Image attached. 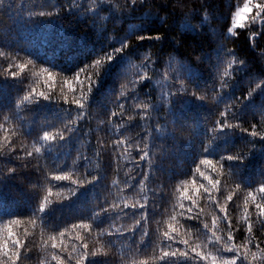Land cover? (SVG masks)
Listing matches in <instances>:
<instances>
[{
	"label": "trees",
	"instance_id": "16d2710c",
	"mask_svg": "<svg viewBox=\"0 0 264 264\" xmlns=\"http://www.w3.org/2000/svg\"><path fill=\"white\" fill-rule=\"evenodd\" d=\"M9 2L12 9L7 8ZM68 2L4 0V5L0 6V48L19 57L15 60L0 57V143L11 141L16 149L6 155V149L0 148V237L7 238V229L11 228L15 236L24 241L26 247L21 249L23 255L19 264H58L53 256L60 257L62 264H75L74 259H69V254L75 256L73 250L78 251L81 243H87L90 253L98 252L96 256L89 255L90 264H166L161 259V248L170 244L173 248L183 249L180 241L184 239H188L191 246L203 247L211 256L230 258L232 253L220 251L219 245L213 246L209 242L213 230L218 236L227 234V222L222 219L224 214L218 205L212 203L209 193L200 188L196 194L197 204L193 207L189 201L181 199V189H191L193 182L197 187H209L208 181L196 171L197 167L211 179L219 180V190L210 192L212 200L224 204L225 197L232 194L233 199L227 208L234 242L238 245L245 243L248 233L242 218L247 189H237L236 183L255 188L264 178V141L257 140L253 146L248 143L252 138L237 129L217 139L209 147L207 157L201 144L209 142L206 139L209 129L225 107L223 102H218L220 81L227 80L230 85L223 89L221 100L231 102L246 94L250 86L254 87L253 81L258 82L264 77V34L252 39L254 32L262 30L259 20L253 22L255 9L245 24L232 34H229L232 18L247 0H154L152 12L155 14L147 13L149 9L143 6L130 13H117L111 5L105 4L101 15L107 16V20L100 24L96 19L98 12L81 14L82 9L48 18H27L28 9L42 6L55 10ZM165 2L169 7L163 5ZM256 2L254 0L253 3ZM21 3L25 8L17 7ZM83 3L87 7L93 0H83ZM112 3L119 4L122 0H112ZM159 16H166L164 28L169 35L160 42L139 41L127 53L119 54L108 62L90 94L86 111L77 119V108L71 103L73 93L63 83V78L70 79L79 68L118 46L116 41L134 27L145 35L160 30ZM185 19L193 25L202 24L201 29L184 32L180 25ZM173 37L182 44L176 45ZM226 50H234L239 59L247 62L248 69L241 68L235 77L225 76L228 60L234 59L224 56ZM202 53L203 62L197 64L195 57ZM142 54L153 55L154 60L159 57L160 63L150 69L137 67L142 62ZM169 55L176 61L189 64V81L197 89L201 88L207 99L200 101L195 97L181 96L173 102L171 113L184 127H177L175 138H166L161 149L155 124L159 120L160 124L172 127L169 106L160 100L162 92L166 93L172 85L170 79H163L160 75L165 71ZM28 60L32 63L23 70L10 69L18 73L16 80L4 77L9 64ZM131 62L133 67L124 80ZM43 68L60 75L54 77L53 83L47 84L46 73L41 71ZM93 70L89 69V72ZM134 72H147L151 80L143 84L128 83L138 81L131 74ZM121 84H127L124 89L126 98L121 101L125 104L123 119L110 115V110L120 111L115 97L119 95ZM33 88L37 92L49 93L51 100L25 102L13 115L14 102ZM171 90L175 91V88ZM76 95L79 96V90ZM65 96L68 103L64 101ZM141 102L156 104L158 110L142 112L137 108ZM260 105H264V85L257 90L254 99L241 105L239 114L244 118V127L249 130L251 123L261 122L258 114ZM67 124L78 127L73 133L64 131L65 141L60 144L40 142L45 131L58 133ZM258 130L264 131V124ZM149 132L150 137L147 135ZM145 139L152 146L151 167L147 161L139 160L142 155L139 148L144 146L141 141ZM117 140L122 143L113 150ZM35 147H41V153H35ZM28 151L33 152L32 157H26ZM233 153L244 154L245 160L242 163L222 162L224 167L217 165L215 170L199 163L204 158L219 161L222 155ZM228 165L238 169L234 173L236 177L228 175ZM8 167L17 168L15 176L5 175ZM149 172L151 176L144 180L142 173ZM60 174H68L70 178L63 181L53 178ZM96 176L99 180L89 184L88 181H93ZM72 181L83 185L73 197L71 194L77 190V185ZM49 189L48 210L41 214L36 210ZM145 198L149 220L144 227L150 233L148 238H142L139 231L135 235L131 231L135 220L140 219V213L131 207L123 208L125 203L131 205L136 202L138 206L145 202ZM112 203L118 205L116 210L94 217L93 212L99 205L108 207ZM190 207L191 213L186 211ZM249 212L255 216L251 206ZM189 215L193 218L189 219ZM213 217H216L215 229L212 228ZM12 220L20 223L11 224ZM80 222L90 225L89 230L79 233L83 240L78 239L77 230L71 228ZM170 223L176 228V239L166 242L162 234ZM66 229L68 231L61 239L58 234ZM106 232L114 235H101ZM255 235L253 243L264 241V227L258 221ZM54 236L56 248L52 247ZM252 250L256 251L255 248ZM180 264L205 262L196 258L183 260Z\"/></svg>",
	"mask_w": 264,
	"mask_h": 264
},
{
	"label": "snow or ice",
	"instance_id": "6c2138e0",
	"mask_svg": "<svg viewBox=\"0 0 264 264\" xmlns=\"http://www.w3.org/2000/svg\"><path fill=\"white\" fill-rule=\"evenodd\" d=\"M105 4L111 5V8L116 11L117 13H130L135 9H140L141 6L143 8H148L149 11L147 13L149 14H155L152 12V7L155 6L154 0H122V3L119 4H113L112 0H93V3L88 5L87 7L84 6L83 0H69L68 3H66L62 8H56L55 10H52L51 8H45V7H38V8H31L27 11V18H48V17H54L61 14V12L65 11H72L74 9H82L81 14H92V13H99L98 17L96 19L98 20V24L101 22H105L107 20V16H102L101 13L103 12L102 6ZM4 5V0H0V6ZM163 5H166L169 7V3L165 2ZM18 8H25V5L23 3L17 5ZM8 9H12L13 5L11 2L7 4ZM255 9V15L252 17L253 22L256 20H259L262 26V30L260 32H254L252 35V39L255 40L256 38L262 36L264 34V0H257L256 3H253V0H247V3L244 4L243 8L240 10H237L232 18V25L233 28L242 26V22L244 21L245 17L253 10ZM160 11H162L160 7ZM167 12V11H165ZM205 20H207V16L204 17ZM160 23L162 25V28L153 34L145 35L143 34L138 28H132L130 32H125L122 38H120L118 41H116V44L118 46H114L111 48L110 51L106 52L99 58L94 59L91 63L84 65L83 67L79 68L78 71L74 72L71 76V78H63V83L67 85L68 89L73 93L72 101L71 103L75 105L78 111L77 119L80 118V116L86 111V105H88L90 94L93 91V88L96 85L97 79L100 76V73L102 69L106 66L108 62H110L115 56L127 53L128 49L135 46L137 42L144 41V40H150L155 42L162 41L166 35H169V33L165 30L164 25L166 24V16H159ZM201 25H193L189 19H185L184 23L180 25L181 29L184 32H190L201 29ZM232 28L229 29V32H232ZM173 40L176 45H181L182 42L176 38L173 37ZM203 53L201 55H198L195 57V62L197 64L202 63V57ZM225 57H233L234 59L228 60V68L225 69L224 75L225 76H233L235 77V74L238 73L241 68L248 69L247 62L243 59H239L236 56V53L234 50H226L224 52ZM0 57H4L5 59L11 58L12 60L18 59V54L16 56H12L9 52L4 51L2 48H0ZM141 64L137 67H140L142 69H150L152 66L158 65L160 63V58L153 59V55L149 54H142L141 55ZM175 62V66H174ZM32 61L28 60L24 63H18V64H9V71L6 72L4 77H8L10 79L16 80L18 73L16 71H11L10 69L12 67H15L17 69L23 70L25 67L28 66V64H31ZM235 65V67H233ZM133 67L132 62L130 63L129 68L126 70V74L123 77L124 80H127V77L130 73V69ZM89 69H95L92 72H89ZM228 69H231V72L228 71ZM43 73H46L45 76V83L51 84L54 82V77L56 75H60V73H54L49 68H43L41 70ZM191 72V68L188 63H185L183 61H176V58L174 56L169 55L167 64L165 65V71L162 72L160 75L163 79H170L172 81V85L170 86L169 90L165 93L162 92L160 100L161 103H166L169 106V114L171 115L170 124L172 125L171 128L167 127L166 125L160 124L159 120H157L154 130L156 133L159 134V138L161 140L160 148L163 149L164 143L163 141L168 138L172 137L175 138V129L177 127H184L178 120L172 115L171 108L173 105V102L180 98L181 96H190L195 97L196 99L200 101H205L207 99V96L204 94V92L200 89H197L193 83H191L188 79ZM81 74H83V78H81ZM132 75L136 76L138 78V81H128V83H142L145 81H150L151 77L148 76L147 72L141 73V72H134L131 73ZM187 81V83H185ZM86 82V83H85ZM252 83L255 84L254 87L250 86L247 90L246 94H243L241 97H236L231 102L229 101H222L221 97L223 94V89L226 87H230L227 80H221L220 81V91L217 93V96L220 97L218 102H223L225 104L224 110L219 112V118L216 119L213 122L212 127L209 129V134L206 137V139L209 141L207 144L202 143L201 147L203 149V152L205 156L208 153L209 147L217 140L220 139L226 135L229 134L230 131H235L239 129L242 133H245L247 136L251 137L252 139L249 140V144H252L254 146L255 142L257 140L264 141V131H259L261 124H264V105L259 106V112L258 114L261 117L260 123H251L250 124V130L247 127H244V118L241 117L240 108L241 105L244 104L245 101H248L250 99H254L255 93L258 89L261 88L262 85H264V77H261V79L257 81H253ZM76 85V87H74ZM191 85V87H189ZM175 88V91H172L171 88ZM121 90L119 91V95L115 97L116 99V106L120 110L119 112L111 111L110 115L111 117L115 118L119 116L121 119H123V114L125 111V104L121 101L126 98V92L124 89L127 88V84H121L120 86ZM77 90H79V96L76 95ZM213 91H215V86L213 88ZM51 100V96L49 93H46L45 91L37 92L35 88L31 89L29 92L24 94L18 101L14 102L13 109L11 110L13 115H16V109H19L22 107V105L27 103H36L39 100ZM65 103H68L67 96L64 97ZM239 106V107H238ZM137 108L141 109L142 112H148L149 109H151L152 112H155L158 110V107L156 104H150L148 102H141L137 104ZM11 117H9L10 119ZM131 119V117H129ZM233 121H237V123H233ZM78 125L72 126L71 124H67L64 127V130L58 133H50L48 131H45L40 138V142L42 144H47L49 142H52L53 144H60V142L66 140V136L64 135V131H67L68 133H73L76 131ZM2 128V126H0ZM149 137L151 136V133L149 132L147 134ZM7 140V137L5 138ZM121 141L117 140L116 143L113 145V150H115L117 147L121 145ZM141 143H143V147L139 148V151L142 153V155L139 156V160L144 162L147 161L149 166L151 167L152 164V146L148 142L147 139L142 140ZM51 146V145H50ZM0 148L6 149V155L10 153H14L16 151L15 148L12 147L11 141H9L7 144L0 143ZM41 147H35L34 152L35 153H41ZM251 151V149H250ZM33 152L28 151L26 152V157H32ZM87 159V157H85ZM245 160L244 154L241 153H233L228 155H222L219 158V161H214L213 159L204 158L200 160V165H203L205 167L211 166L213 170H215L216 166L219 165L220 168L224 167V164L222 162H232V161H238L243 162ZM196 171L200 173V175L208 181L209 187H204L203 185H200L199 187L195 186V182H193V187L191 189L184 187L181 189V199L187 200L191 203L193 207L197 204V196L196 194L199 193L200 188H203V191L205 193H209V200L218 205L219 211L223 213L222 219L227 222V234L226 236H218L216 234V231L213 230L211 232V236L209 237V242L213 246L219 245L220 251H226L229 253H232V256L230 258H224V257H217V256H211L210 253L205 252L203 250V247L201 246H191L188 239H184L180 241L183 243L184 248H173L170 244H166L165 247L161 248V259H163L166 264H180L183 260H191L198 258L199 261L205 262V264H264V247H262V244H264V241H261L259 243H253L254 240H256L255 235V225L257 221L259 222L261 227H264V178L261 179L258 186L255 188L247 187L241 183H236L237 189H247V195L244 199V214L242 218V223L246 226V231L248 233V236L246 238V241L242 245L236 244L235 236L233 232L232 222L228 217V208L227 204L228 202L232 201L233 196L232 194H229L225 197L224 204H220L217 200H212V196L210 194L211 190H219L220 181L211 179L210 177L206 176L203 172H201L200 168L197 167ZM238 169H233L230 165H228V175L232 177H236L234 174ZM17 173L16 167H8L6 170L5 175L7 176H15ZM142 176H144V180H147L149 176H151V172L145 174L142 173ZM57 181H63L68 180L70 177L68 174H60L55 175L53 177ZM99 180V176L94 177L93 181H88L89 184ZM77 185V190H74L72 192V197L76 194L79 188L83 187V185L79 181H72ZM51 196V190H48V195L44 196L42 198V202L40 203L39 208L36 210L39 213H44L46 210H48V204H49V198ZM108 202L105 201V204ZM249 206H251L255 211V216H253V213L249 212ZM133 208L136 212L140 213V219L135 220V225L132 228V234L135 235L137 231L140 232L142 238H148L150 236V233L147 231V229L144 227L145 224L148 223L149 216L147 212V200L145 198L144 203H139L137 206V203L134 202L131 205H128L125 203L123 205L124 209L127 208ZM118 208V205L116 203L110 204L108 207H105L104 204L99 205L98 210H94L93 215L94 217H100L102 215H108L109 213L113 212ZM187 212H192V207L186 209ZM135 214V212H134ZM35 215V212L33 213ZM189 219H192L193 217L189 215ZM198 218V217H197ZM173 220H175V217H172ZM41 222L43 225V219L41 217ZM11 224H19V220H12L10 221ZM33 224L36 223L35 220L32 221ZM72 229L77 230V238L83 240V237L79 236L80 232L86 231L90 229V225L80 222L78 224H73L71 226ZM204 228L208 229V225L204 224ZM212 228H216V217H213L212 221ZM8 235L7 238L0 237V264H19V261L22 257L21 249L26 247L24 241H22L19 237L15 236L12 229H7ZM67 229L65 231L59 232V237L62 239ZM176 233V228L170 223L168 225L167 230L163 232V238L167 241H174L176 239V236L174 235ZM102 236H112L114 235L113 232H106L101 233ZM119 235H123L122 233H119ZM52 240L54 241L52 244L53 248H56V237H52ZM111 243V241H109ZM10 246V247H9ZM241 248H243V251H241ZM255 248L256 251H253L252 249ZM76 254L75 256H72V254H69V259H74L75 264H90L89 255L96 256L98 254L97 251H92L91 253L88 250L87 243H81L79 250L76 249L73 250ZM190 253L194 255H190ZM54 260L58 261V264H62V261L60 257L53 256Z\"/></svg>",
	"mask_w": 264,
	"mask_h": 264
},
{
	"label": "rangeland",
	"instance_id": "374dc122",
	"mask_svg": "<svg viewBox=\"0 0 264 264\" xmlns=\"http://www.w3.org/2000/svg\"><path fill=\"white\" fill-rule=\"evenodd\" d=\"M253 2H254V0H253ZM243 6H244V5H243ZM243 6H241L238 10L242 9ZM251 12H252V11H251ZM251 12H250V13H251ZM250 13H249V14H250ZM249 14L245 17L244 21L242 22V26L245 24V21L248 19ZM239 27H241V26H239ZM230 28H232L233 30H232V32H229V34H232V33L235 32V30H236L238 27L233 28V25H231Z\"/></svg>",
	"mask_w": 264,
	"mask_h": 264
}]
</instances>
